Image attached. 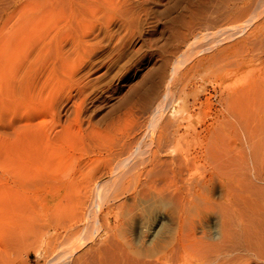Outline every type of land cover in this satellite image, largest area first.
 <instances>
[{
  "label": "rangeland",
  "instance_id": "1",
  "mask_svg": "<svg viewBox=\"0 0 264 264\" xmlns=\"http://www.w3.org/2000/svg\"><path fill=\"white\" fill-rule=\"evenodd\" d=\"M159 136L181 183L264 158V0H0V264L144 239Z\"/></svg>",
  "mask_w": 264,
  "mask_h": 264
},
{
  "label": "bare ground",
  "instance_id": "2",
  "mask_svg": "<svg viewBox=\"0 0 264 264\" xmlns=\"http://www.w3.org/2000/svg\"><path fill=\"white\" fill-rule=\"evenodd\" d=\"M160 137L148 174L157 163L165 164L168 174L159 188L149 176L144 197L162 198L168 192L174 210L163 209L153 219L147 213L144 239L137 234L135 240L119 241L111 255L99 249L94 264H264V158L228 174L207 144L202 160L210 169L197 175L192 166L199 159L185 157L188 175L181 183V166L161 159Z\"/></svg>",
  "mask_w": 264,
  "mask_h": 264
}]
</instances>
